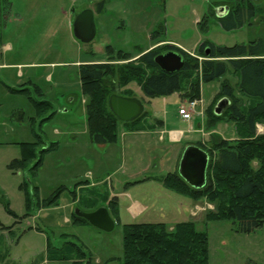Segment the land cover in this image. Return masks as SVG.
Listing matches in <instances>:
<instances>
[{
    "label": "rangeland",
    "instance_id": "1",
    "mask_svg": "<svg viewBox=\"0 0 264 264\" xmlns=\"http://www.w3.org/2000/svg\"><path fill=\"white\" fill-rule=\"evenodd\" d=\"M8 1L10 5L0 0V264H71V260H48L49 242L62 247L66 241L82 245L96 263H103L110 258L122 257L124 222H166L172 228L175 222L189 220L209 234L210 264H264V225L254 232L241 233L233 221H209L207 213L215 210L216 205L205 198L196 200L164 185L172 193V197H167L168 201L182 200L176 204L184 209L178 210L177 205L164 202L163 198L158 202L155 198L156 212H147L153 208L150 205L147 211L140 205L137 211L146 213L135 219L127 210L130 196L122 194L124 201L123 205H118V211L111 204L114 199L119 201L117 193L129 182L150 176L162 183L158 178L167 174L170 167L173 171L179 170L181 155L190 139H198V144L207 147L213 133L231 140L237 137L234 122L222 120L213 128L209 127L206 112L211 106L214 109L222 98L217 95L226 80L244 105L251 102L239 90V77L232 68L229 67L220 78L201 81L203 105H198L193 113V126L179 116V109L189 106L184 90L167 96L148 97L135 81L125 86L117 85L114 94L140 99L144 114L134 129L120 123L119 140L105 145L93 142L88 131L87 98L82 93L79 75L84 64L106 63L116 58V53H107L108 45L130 53L128 59L111 60L124 65L138 61L150 49L158 47L165 51V43H178L192 56H199L198 48L203 41L230 46L264 40V0ZM244 1L254 5V18L240 28L224 29L217 19L219 7ZM102 2L104 8L99 12L97 9ZM86 8L94 10L97 25V34L88 43L81 42L73 33L76 15ZM157 30L161 34L156 36ZM28 81L41 87L43 96L33 94L52 101V109L56 111L53 118L40 125L39 118L36 125L30 120V117H36V109L30 100L25 95L11 93L5 86L19 87ZM50 112L48 110L42 116ZM163 121L167 123L164 134L149 133L151 129L161 130L158 124ZM263 124L257 125L259 133H264ZM34 127L45 137L44 147L53 142L57 147L45 153L43 163L35 172L23 169L15 173L7 164L20 156L18 142L36 140ZM192 127L194 131L188 133ZM171 129H182L188 137L180 142H169ZM153 135L168 149L149 150L139 142H147ZM126 137L137 144H124ZM168 150L176 151L175 162L169 160ZM146 166H149L148 170L136 173ZM26 180L31 181L28 190L32 194L33 187H39V196L31 195L35 203L42 202L61 185L68 189L62 192L57 205L44 206L42 203L28 209L25 191L20 188ZM90 184H93V192L82 188ZM152 186L139 184L129 193L146 205L153 195H158L150 188ZM7 203L16 215L8 213ZM103 206L108 208L115 221L113 230L74 223L73 214L77 209L92 212ZM65 233L67 236L64 237ZM109 264H117V261Z\"/></svg>",
    "mask_w": 264,
    "mask_h": 264
},
{
    "label": "trees",
    "instance_id": "2",
    "mask_svg": "<svg viewBox=\"0 0 264 264\" xmlns=\"http://www.w3.org/2000/svg\"><path fill=\"white\" fill-rule=\"evenodd\" d=\"M4 1L7 5L11 4L8 0ZM244 2L227 4L228 13L222 17L217 15L224 29L240 28L254 18V5L251 1ZM103 8L104 2L99 4L97 11L101 12ZM204 21L205 19L202 20ZM154 33L156 36L161 34L160 30ZM170 47L182 54L184 60L183 67L176 72H166L157 64L156 57L162 53L158 47L143 53L138 61L119 65L111 60L128 59L130 53L123 49L115 50L112 45H108L107 53H116V58L106 63H90L80 67L81 90L87 98V127L92 141L97 144L115 143L120 138V123L134 129L141 121L144 113L133 121L123 122L112 112L109 98L114 94L117 85L125 86L135 81L148 97L167 96L184 90V96L188 100L200 99L201 81L220 78L231 67L239 77V90L251 102L244 105L242 98L235 94L234 87L226 80L217 98L227 97L230 104L219 115L215 113L219 102L214 109L211 106L206 112L209 116V127L213 128L222 120L232 121L236 125L237 137L231 140L213 133L207 147L197 143L209 155L207 182L203 187L196 188L189 184L179 170L168 172L158 179L167 188L180 194L196 200L205 198L215 204V210L207 213L209 221H233L238 232H254L264 225V133H259L257 128L258 123H264V40L230 46L203 41L198 48V55L205 57L203 60L179 46ZM189 79L191 81L186 85ZM5 86L13 94L25 95L34 105L36 117H30L33 125H36L38 118L40 125L55 115L52 101L38 98L43 96V91L36 83L28 81L19 87L8 84ZM48 110L51 112L42 116ZM23 116L22 113L21 118ZM33 132L35 141L18 142L20 156L7 164L11 171L16 173L28 169L35 172L43 163L45 153L57 147L56 142L44 147L45 137L35 127ZM29 182L26 180L20 185L25 191L28 209L36 208L42 203L44 206L57 205L62 192L68 189L61 185L49 197L42 199V202L35 203L31 195L36 193L39 196V187L34 186L32 194L28 190ZM8 204V213L16 215ZM111 204L116 211L119 210L117 199ZM73 221L80 224L90 223L77 213L73 214ZM63 236H67V233ZM122 236V257L96 263L82 245L66 241L62 247L49 242L48 260H71V264H109L113 261H117V264H210L209 234L198 229L196 223L190 220L178 222L173 228L166 222L124 223Z\"/></svg>",
    "mask_w": 264,
    "mask_h": 264
},
{
    "label": "water",
    "instance_id": "3",
    "mask_svg": "<svg viewBox=\"0 0 264 264\" xmlns=\"http://www.w3.org/2000/svg\"><path fill=\"white\" fill-rule=\"evenodd\" d=\"M228 10V6H221L217 15L222 17L228 13ZM73 33L81 42L88 43L94 40L97 34V25L93 9L86 8L76 15L73 22ZM207 55H209V52H207ZM156 62L166 72L179 71L184 65L182 54L176 51L159 54L156 57ZM229 104L230 101L227 97L222 98L215 108V113L221 114ZM109 107L119 120L123 122L133 121L144 111V105L140 99L117 94L110 96ZM208 163L209 155L204 149L197 145H189L184 149L180 159L179 173L189 184L196 188H201L207 182ZM76 213L104 231H111L115 227V221L105 206L99 207L92 212H84L77 209Z\"/></svg>",
    "mask_w": 264,
    "mask_h": 264
},
{
    "label": "crops",
    "instance_id": "4",
    "mask_svg": "<svg viewBox=\"0 0 264 264\" xmlns=\"http://www.w3.org/2000/svg\"><path fill=\"white\" fill-rule=\"evenodd\" d=\"M163 43V42H162ZM161 44V43H160ZM175 45H177V46H179V47H181L182 49H184V50H186V51H189L188 49H186V48H184L182 45H180V44H178V43H175ZM191 52V51H190ZM179 116L182 118V116L179 114ZM183 119V118H182ZM192 121H193V118L191 119V120H189L188 121V123H190L191 124V126H193L192 125ZM152 125H153V123H151ZM166 125H167V123H166V121H163V122H160L159 124H158V126H160V128H161V130L159 129V128H156V129H151L150 131H149V133L151 134V133H157V132H162L163 134L166 132ZM190 126V127H191ZM263 128H264V124H263ZM194 131V129H193V127L191 128V130H190V128L188 129V133H192ZM201 132V131H200ZM258 132H260L259 131V129H258ZM130 133H132V134H134L135 133V131H130ZM202 133V132H201ZM169 135V137H168V141L169 142H180V141H182V140H184V138L185 137H188V135H186V132L184 131V130H182V129H179V130H175V129H171V130H169V133H168ZM190 135V134H189ZM202 135H204V134H202ZM128 137H130V136H128ZM128 137H126V139L124 138V144H127V143H130V145L131 144H133V145H136L137 144V142H135V141H133L132 139H130V140H128ZM155 137V138H154ZM191 138H193V137H191ZM224 138H226V137H224ZM161 139H163V137L161 138ZM194 139V138H193ZM233 139V138H232ZM139 142H142V145H145V146H147V147H149L148 149L150 150L151 148H154V149H156V151H158V149H165V148H167L168 149V147L167 146H165L164 144H162L161 142H160V139L157 141V139H156V136H154L153 135V137L152 138H150V140H148L147 142H144V141H139ZM197 143H198V139H194V140H191L190 139V141H189V145H197ZM99 145H105V144H99ZM189 145H187V146H189ZM169 149H171V148H169ZM170 153V159L169 160H171V161H173V162H175V157H176V155H177V153H176V151H170V150H168ZM184 151V150H183ZM183 154V153H182ZM157 155L155 154V157H156ZM163 157H164V153H163V155H162ZM161 156V157H162ZM162 157V158H163ZM178 157H179V154H178ZM181 157H182V155H181ZM151 158V157H150ZM157 158V157H156ZM172 158V159H171ZM181 159V158H180ZM162 160V159H161ZM149 167V166H148ZM147 166H146V168H142V169H140V170H137V172L136 173H138V172H144V171H146V170H148L149 168H148ZM171 171H173V170H171V167H170V169H169V171L168 172H171ZM175 171V170H174ZM89 173V172H88ZM135 173V172H134ZM133 172H130L129 174H134ZM89 175V174H88ZM138 179V178H137ZM134 180V181H137L135 184L134 183H132V182H134V181H131V182H129V184H132V185H126L125 186V189L124 190H122L121 192H119V193H117V197H119V204H120V206L121 205H123L122 203H123V201H124V199H123V196H130L129 197V200H131V202L127 205V210L128 211H130L131 212V215H132V219H135V218H137L138 217V215L140 216V215H142V214H144V213H146V211L148 210V208H149V205L151 206V207H153L150 211H147V212H156V210L154 209L155 208V205H157V202H155V201H153V199H155L156 201H158V202H162V198H163V200H164V202H166L167 201V203H170V204H175V205H177V208H178V210H180V209H184V208H182L180 205H178V204H176V203H179V202H181L182 200H177V199H173V203H172V199L170 200V201H168V199L170 198V197H172V193H171V191L170 190H168L167 188H165L164 187V185H163V183H160L158 180H155L153 177H146V178H139L138 180ZM149 183V185H153L152 187H150L151 189H155L156 191H157V196L156 195H153L154 196V198H152L151 200L152 201H150V202H148L147 201V204L146 205H143V203L141 202V200H139V199H137L136 197H133V195H132V193H129V190L130 189H132L133 188V186H136V185H139V184H148ZM93 184H90V186H87V185H83L82 186V188L83 189H85V188H87L88 190L87 191H89V192H93V190L94 189H92L91 188V186H92ZM124 193V194H123ZM122 194H123V196H122ZM167 197H169V198H167ZM165 198H167V199H165ZM184 202H186L185 200H183V203ZM131 205V206H130ZM142 206V209L144 210V209H146V211L144 212V211H142V212H140V211H137V208H138V206ZM140 206V207H141ZM131 207V208H130ZM150 207V208H151ZM139 212V213H138ZM120 218L122 219V217L120 216ZM124 223H130V222H124ZM175 223H177V222H175ZM77 224H80V223H77ZM82 225H87V224H91V223H81ZM94 226V225H93ZM96 227V226H95ZM98 228V227H97ZM173 228V227H172ZM100 230H102V229H100Z\"/></svg>",
    "mask_w": 264,
    "mask_h": 264
},
{
    "label": "built area",
    "instance_id": "5",
    "mask_svg": "<svg viewBox=\"0 0 264 264\" xmlns=\"http://www.w3.org/2000/svg\"><path fill=\"white\" fill-rule=\"evenodd\" d=\"M188 107H182L179 109V114L182 116V118L186 121H189L193 118V113L195 112V109L198 105H203V100L200 99H192L188 100ZM201 114H204L201 112Z\"/></svg>",
    "mask_w": 264,
    "mask_h": 264
},
{
    "label": "flooded vegetation",
    "instance_id": "6",
    "mask_svg": "<svg viewBox=\"0 0 264 264\" xmlns=\"http://www.w3.org/2000/svg\"><path fill=\"white\" fill-rule=\"evenodd\" d=\"M165 44H167V45H169V46L166 47L165 51H163L162 53H166V52H168V51H176L175 49H173V48L170 47L171 45H175V44H173V43H165ZM160 45H161V44H160ZM176 52H178V51H176Z\"/></svg>",
    "mask_w": 264,
    "mask_h": 264
}]
</instances>
